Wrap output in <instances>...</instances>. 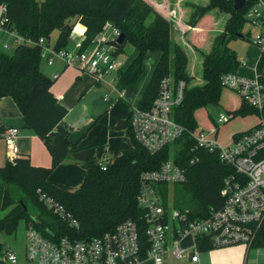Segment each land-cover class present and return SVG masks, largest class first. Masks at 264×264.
I'll use <instances>...</instances> for the list:
<instances>
[{"label": "trees", "instance_id": "trees-1", "mask_svg": "<svg viewBox=\"0 0 264 264\" xmlns=\"http://www.w3.org/2000/svg\"><path fill=\"white\" fill-rule=\"evenodd\" d=\"M199 1L206 4L190 5L192 12L186 23L190 29L184 33L185 41L196 51L202 47V43L196 40L197 34L202 32L211 12L216 10L228 15L224 30L215 38L211 51L203 56L202 84L194 83L196 77L189 71L190 58L185 46L172 40L176 28L172 18H167L145 0H0V9L6 8L9 19L7 28L33 41L50 40L53 32L58 31L56 49L70 45L76 24L86 28L80 52L92 45L106 23L119 29L126 42L116 49L115 55L125 53L124 47L128 44L138 51L127 69L118 74L120 92L139 81L147 54L160 52L161 58L139 107H151L166 77H172L176 82L184 81L183 101L174 108L172 116L187 130L172 146L153 155L135 139L129 115L126 132L132 140V147L108 162L105 170L92 156L82 163L85 176L80 188L74 192L62 189L52 180L51 174L76 152L77 144L71 142L70 130L64 122L68 110L51 91L56 80L41 70L40 47L21 44L12 55L0 52V98L13 99L23 115L26 128L43 140L52 158V164L47 168L33 165L29 157H19L15 163L0 166V208L9 210L0 219V232H5L8 223L17 227L20 220H25L27 226L33 225L46 237H53L55 231L60 236L70 234L68 226L40 201V194L63 205L80 223V235L84 238L112 231L127 218L141 225L144 211L137 202L139 176L143 171L158 169L169 158L172 148L177 164L187 172V181L175 185L176 205L182 210L196 211L200 216L210 206H221V189L232 169L221 163L218 152L197 147L188 131L200 134L218 129L211 114L206 115L204 126H200L196 115L209 107L219 106L224 90L229 92L232 103L236 98L240 101L238 108L227 111L230 120L255 114L264 117V112L252 109L239 95L221 86L223 74L236 73L240 69V62L228 44L242 36L247 7L236 11L235 0ZM258 67H264V56ZM4 131L0 127V143ZM195 159L199 161L191 164ZM145 244L143 258L150 245L146 236ZM252 248H264V222ZM209 251L212 250L208 246L202 249V253Z\"/></svg>", "mask_w": 264, "mask_h": 264}, {"label": "built area", "instance_id": "built-area-1", "mask_svg": "<svg viewBox=\"0 0 264 264\" xmlns=\"http://www.w3.org/2000/svg\"><path fill=\"white\" fill-rule=\"evenodd\" d=\"M247 7L242 31L244 39L256 35L253 44L261 52L252 74L226 73L221 86L240 96L242 101L259 113L264 112V67L258 64L264 56V0H244ZM0 31L15 36L16 42L41 48V58L49 67L61 62L66 68L74 67L92 75L98 84L107 82L120 72L119 56L108 43L116 41L121 32L111 23L99 34L92 45L83 52L68 48L56 49L49 40L25 39L7 28L9 19L6 8H1ZM111 32V35H108ZM113 37V39H111ZM20 45V44H19ZM5 48H8L5 45ZM242 64L240 63V67ZM244 66V65H243ZM59 73L52 76L53 80ZM118 81V77L114 79ZM186 83L176 82L172 77L163 79L158 96L149 109L139 106L130 112V126L135 139L151 154H157L172 146L186 128L172 116L184 98ZM259 116L256 125L229 137L222 145L217 139L219 127L230 120L229 115L216 119L218 129L189 136L197 147L218 152L221 163L232 172L224 180L221 189L222 204L210 206L202 215L190 209L182 210L176 205L175 185L187 181L186 169L177 164L173 148L169 158L158 169L143 171L139 176L138 206L144 211L140 225L132 218L122 220L115 229L101 236L81 237L80 223L55 199L40 194V201L58 219L65 223L70 234L44 236L33 225L27 226L26 261L29 264H140L150 260L165 264L172 256L177 260L189 259L199 262L205 246L211 250L243 246L248 250L256 241L264 222V117ZM18 128H7L3 140L7 148L8 162L15 163L20 157ZM101 163L105 170L109 162ZM199 159L191 161L195 164ZM145 236L150 242L145 248ZM1 245V244H0ZM2 247V246H1ZM264 251V248H261ZM0 264H18L12 250L0 251Z\"/></svg>", "mask_w": 264, "mask_h": 264}, {"label": "rangeland", "instance_id": "rangeland-1", "mask_svg": "<svg viewBox=\"0 0 264 264\" xmlns=\"http://www.w3.org/2000/svg\"><path fill=\"white\" fill-rule=\"evenodd\" d=\"M189 3L191 2H187L186 6L190 13H187L184 16V24L187 23V20L190 18L192 12V7H190L191 4ZM196 4L205 5L206 3L205 1L197 0ZM209 16L210 19H208L207 22L205 21L202 32L197 34L196 37V40L202 43V47L201 50L197 51L199 57V65L196 67V71L194 72L196 77L194 79L195 84L203 83V56L204 54L211 51L215 38L222 33L228 19L227 14L218 12L216 10L211 12ZM171 21L177 27V19L172 17ZM57 33L58 31H56V33L52 35L53 41H56V36H58ZM108 35L112 36L111 32H108ZM255 38L256 35H252L250 39L239 38L238 40L229 42L228 46L233 52H235L237 59H239L240 61H246L249 64H253L256 62L257 58L260 55V50L252 43ZM111 39H113V37ZM172 40L175 41L174 36L172 37ZM19 44L21 45L24 43ZM19 44L15 42V45L11 46L9 50H6V53L12 55L16 49V46L18 47ZM124 51L125 53L119 56V65L120 69L122 70L126 68V65L131 58V55H133L135 48L132 45L128 44L124 47ZM187 53L191 57V51L188 50ZM158 57V55L151 56L152 64L155 60H157ZM144 65L145 67H151L147 66L146 64ZM243 65L244 63L242 62L240 72L248 74L250 71L246 68H243ZM189 69L192 73L191 66L189 67ZM42 70L47 72L45 61L42 62ZM76 71H78L81 75H84L82 77V80L78 81V79H74L76 73H73V70H69L60 80L57 81V83H59V85L61 86L69 84L70 80L72 81V86L77 84V87L72 92V96H74L76 92H80L82 89H88L90 85H92L94 81H96L92 75L82 73L78 69H76ZM145 75L146 74L144 71V76L141 79V84L144 83L143 79L146 77ZM111 89L112 88H110L109 86H106V90L110 91ZM114 94L118 97L116 100L117 102L112 105L113 101H110V105H107L103 101L104 93L93 92L91 94H88L86 91V93H84L79 99H76V109L71 111L69 116L67 117V121L70 123H80L79 127L71 129L72 134L70 135L71 142L77 144V150L87 146L90 147L94 150L93 156L96 161L104 164L107 163L105 159L106 157H109L110 161H112L113 159L118 157L119 154L122 153V151L132 147V140L128 136L126 131H113V128L117 126L120 121L127 120L129 118L130 112L132 110V105H130V101L127 96L119 98V96H121L120 93L114 92ZM111 95L107 96L110 97ZM231 100L232 98L229 96V92L224 90L219 106L209 107L208 109H204L197 113L196 116L200 126H204L206 124L207 114H211L213 117H215V119H218L220 115H228L227 111L238 108L240 104L239 99L236 98L234 103H232ZM83 119L87 120V123L83 122ZM96 119L99 120L96 121ZM259 119L260 118L257 115H250L247 117L238 116L236 118H233L232 120L227 121L225 124L220 125L217 135L219 143H221L222 145H227L229 143V137L232 133L247 130L248 128L256 125ZM107 149L110 150L109 154H105V151ZM70 161L71 160H68V162L66 163L64 161V163H62V168H55L51 174V178L62 189L73 192L74 190H76L75 187L72 189L75 184L73 183L74 178L77 176L76 183L79 182L81 184L85 176V170L82 164L76 165L74 162H71L73 166L72 168H70ZM68 180L71 181V185H67ZM79 188L80 187H78L77 189ZM8 212L9 210L5 211L0 208V219H2ZM27 228L28 227L26 221L20 220L17 224L16 230L12 235H7L3 231L0 232L1 246L6 250L10 249L15 252L18 257V264H29L26 261ZM258 250L260 251L257 252ZM251 253L258 258H255V262H253L252 264H257L264 260V251L262 249H252Z\"/></svg>", "mask_w": 264, "mask_h": 264}, {"label": "crops", "instance_id": "crops-1", "mask_svg": "<svg viewBox=\"0 0 264 264\" xmlns=\"http://www.w3.org/2000/svg\"><path fill=\"white\" fill-rule=\"evenodd\" d=\"M145 1L148 2L149 4H151L153 7H155L157 11H159L161 14H163L167 18L171 19L172 17H174L175 19H177V22H176L177 27L175 28V31L173 32L174 40L176 42H181L185 46L187 51L188 50L191 51V57L189 56V58H190L189 67L191 66L192 74L195 76L194 72L196 71V67L199 65V57H198L197 51L189 43H187L185 41L184 33L187 32L190 28L187 24H184L183 20H184V16L187 13H190V11L187 9V6H186L187 2H191L189 4H195L197 0H145ZM1 14H2V11L0 9V16H1ZM85 32H86V28L84 26H82L81 24H76L74 27V30L71 34L70 45L67 48L70 50H79L84 39H85ZM55 33H56V31L53 32V34H55ZM52 35H51L49 41L52 45H55L56 41L58 39V36H59V32L57 33L58 36H56V41L52 40ZM15 42H16L15 36L11 35L9 32H1L0 31V52H6V50H9L11 48V46L15 45ZM5 45H7L8 48H5ZM137 55H138V51L135 50L133 55H131V58L129 59V61L126 65V68L124 70L127 69V67L130 65L132 59L135 58ZM156 55H158L159 57L152 64L151 56H156ZM260 55H261V52H260ZM260 55H259V57H260ZM259 57L257 58L256 62L253 64L252 63L249 64L246 61H240L239 59L238 60L241 64H242V62L244 63L243 68H246L250 71L248 74H252L254 72L255 66L258 63ZM160 58H161L160 52L148 53L147 57H146L145 64L147 66H151V67H145V65H144L142 76L139 79V81L136 84H134L133 86L124 90L123 92H120L118 90V88H117L118 81L114 80L116 78V76L118 77V74H117V75H114L112 77L110 76L108 78L107 82L104 84H98L96 81H94V83L92 85H90V87L88 89H86L84 87L85 89H82L80 92H76L75 95L72 96V92L77 87V84L72 86V81L70 80L69 84H66L65 86H61V85H59V83H57V81L60 80L69 70H73V73H76L74 76V79L76 78V79H78V81L82 80V77L84 75H81L78 71H76V68H74V67L66 68L61 62H57L54 66L49 67L47 65V63L45 62L46 66H47V70H46L47 72L42 70V64H41V70L43 71L44 74H46L50 78H52V76L56 73L60 74V77L55 81L51 91H52L53 95L57 98L59 103L68 110V115L66 116L64 122L68 126V128L70 130V135H71L72 134L71 129L79 127V125H80V123H78V122L77 123L75 122L76 124H74L73 122L70 123L67 121V117L69 116L70 112L73 111L74 109H76L75 101L77 98L79 99L84 93H86V91L88 94L89 93L91 94L93 92H100V93H104L103 101L107 105H110V103H111L110 101H113L112 105H114L117 102L116 100L118 98L114 94V92L115 93L118 92L121 94V96H119V98L124 97V96L128 97V99L130 101L129 103H130V105H132V108L135 106H139L141 98H142V96H143V94H144L153 74H154V71L156 69V66H157ZM124 70L120 69V71H124ZM144 71H145L146 77L143 79L144 83L141 84L142 83L141 79L144 76ZM189 71H191V70L189 69ZM239 72H240V69H239ZM243 74H247V73H243ZM106 86H109L112 89L110 91L106 90ZM70 90H71V92H70ZM108 93H110V94H108ZM107 95L108 96L111 95V96L108 97ZM97 120H99V119H96V121ZM123 121H127L128 126H129V118L127 120H123ZM83 122L87 123V120L83 119ZM120 122H122V121H120ZM71 125H72V127H71ZM0 127H3L4 129L16 127L19 129L20 135L18 138V147L20 150V157H29L32 164L35 166L46 167V168L51 166L52 158H51V155H50L45 143L32 130L26 128L24 120H23V115H22L19 107L16 105V103L10 97L0 98ZM115 127H117V126H115ZM114 128H113V131H116V130H114ZM123 131H127V129H125ZM237 133H240V132H237ZM237 133H232L231 135L237 134ZM88 149H91V148L87 146V147L76 150V153L81 152V151H85ZM109 153H110V150L107 149L105 151V154H109ZM122 153H123V151H122ZM121 154H119V156ZM93 155H94V153H93ZM68 160H71L69 162L70 168H72V166H73L71 162H74L76 165L82 164V162L77 161L73 157V155H71L69 158H67L65 160V163L68 162ZM109 161H110V159H109ZM7 162H8L7 148H6L4 141H1V143H0V166L1 167L5 166V164ZM62 166H63V164L59 165L58 167L62 168ZM76 180H77V176L73 180V183H75V184L72 187V189L75 187V189L78 190L77 188L80 187L79 185H81L82 182H81V184L79 182L76 183ZM71 184H72L71 181L68 180L67 185H71ZM76 190H74V191H76ZM253 249H261V248H253ZM251 251H252V249L248 250L247 248H245L243 246H234V247H228V248L217 249V250H212L209 252L201 253L200 258H199V262H191L189 259L177 260L172 256H168L166 258L165 264H252L253 262H255L254 259L257 257L255 255H253L251 253ZM259 251L260 250H258L257 252H259ZM140 264H154V263L150 260H145V261L141 262ZM257 264H264V260L257 263Z\"/></svg>", "mask_w": 264, "mask_h": 264}, {"label": "water", "instance_id": "water-1", "mask_svg": "<svg viewBox=\"0 0 264 264\" xmlns=\"http://www.w3.org/2000/svg\"><path fill=\"white\" fill-rule=\"evenodd\" d=\"M244 5H245L244 0H235L234 1V9L236 11L242 10ZM240 38H243V36H240ZM125 42H126V37H125V35L121 34L120 37L116 41L110 42V43H108V45H110V46H112L118 50ZM127 127H128V122L122 121L117 125V127L114 128V130L121 131V130L127 129ZM93 153H94V151L92 149H88L85 151L74 153L73 157L77 161L84 163L92 157ZM15 230H16V226L13 223H8L5 227V233L7 235H12Z\"/></svg>", "mask_w": 264, "mask_h": 264}]
</instances>
